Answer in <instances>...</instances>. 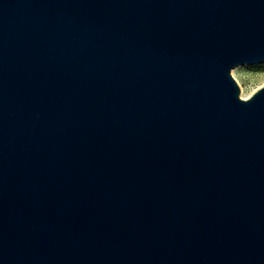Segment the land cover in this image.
Returning a JSON list of instances; mask_svg holds the SVG:
<instances>
[{"label": "water", "instance_id": "water-1", "mask_svg": "<svg viewBox=\"0 0 264 264\" xmlns=\"http://www.w3.org/2000/svg\"><path fill=\"white\" fill-rule=\"evenodd\" d=\"M264 0H0V264H264Z\"/></svg>", "mask_w": 264, "mask_h": 264}, {"label": "rangeland", "instance_id": "rangeland-1", "mask_svg": "<svg viewBox=\"0 0 264 264\" xmlns=\"http://www.w3.org/2000/svg\"><path fill=\"white\" fill-rule=\"evenodd\" d=\"M231 75L240 89V97H248L253 91L264 85V62L237 65Z\"/></svg>", "mask_w": 264, "mask_h": 264}, {"label": "snow or ice", "instance_id": "snow-or-ice-1", "mask_svg": "<svg viewBox=\"0 0 264 264\" xmlns=\"http://www.w3.org/2000/svg\"><path fill=\"white\" fill-rule=\"evenodd\" d=\"M245 99H247V97H244Z\"/></svg>", "mask_w": 264, "mask_h": 264}]
</instances>
